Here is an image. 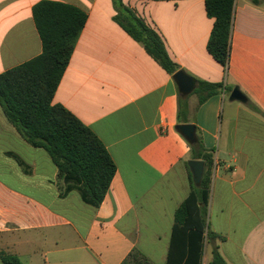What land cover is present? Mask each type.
<instances>
[{"label":"crops","instance_id":"1","mask_svg":"<svg viewBox=\"0 0 264 264\" xmlns=\"http://www.w3.org/2000/svg\"><path fill=\"white\" fill-rule=\"evenodd\" d=\"M40 1L0 0V74L42 53ZM50 1L88 16L53 102L96 134L117 171L99 207L78 191L62 196L48 153L0 106V264L1 254L22 264H166L175 212L191 192L184 124L214 159L207 223L216 237H204L201 264L213 244L226 264H264V0H235L227 68L208 52L206 0H121L161 37L175 73L118 25L115 0ZM179 71L194 81L189 94ZM199 82L221 87L200 103ZM236 88L246 103L230 101Z\"/></svg>","mask_w":264,"mask_h":264},{"label":"trees","instance_id":"2","mask_svg":"<svg viewBox=\"0 0 264 264\" xmlns=\"http://www.w3.org/2000/svg\"><path fill=\"white\" fill-rule=\"evenodd\" d=\"M252 2L259 5L262 0ZM115 5L118 25L141 43L164 69L175 73L177 65L170 59L158 33L121 0H115ZM234 5L235 0L205 1L207 15L214 20L208 52L225 68L229 63ZM33 18L43 51L0 74V106L6 119L28 144L48 153L65 181L62 196L78 191L86 204L99 207L116 175V165L96 134L64 106L53 102L88 16L74 5L43 0L34 5ZM220 87L199 82L200 103ZM191 147L192 159L203 160L205 171L200 187L195 186L190 172L191 192L175 212L166 264H201L204 237L210 243L216 237L207 223L214 159L200 141ZM212 254L210 264H226L214 244ZM1 257L4 264H22L16 256L1 254Z\"/></svg>","mask_w":264,"mask_h":264},{"label":"water","instance_id":"3","mask_svg":"<svg viewBox=\"0 0 264 264\" xmlns=\"http://www.w3.org/2000/svg\"><path fill=\"white\" fill-rule=\"evenodd\" d=\"M175 80L178 84L179 90L183 94H189L194 88L193 79L188 76L185 72L179 71L175 74ZM230 101H239L242 103L247 102L246 96L242 94L237 88L234 89L230 95ZM178 130L191 144H195L196 139V129L191 124L179 125ZM190 172L192 174L193 182L196 187H200L201 181L205 171V164L201 160H191L188 163Z\"/></svg>","mask_w":264,"mask_h":264},{"label":"rangeland","instance_id":"4","mask_svg":"<svg viewBox=\"0 0 264 264\" xmlns=\"http://www.w3.org/2000/svg\"><path fill=\"white\" fill-rule=\"evenodd\" d=\"M6 145V141L0 136V146ZM1 263V262H0Z\"/></svg>","mask_w":264,"mask_h":264}]
</instances>
